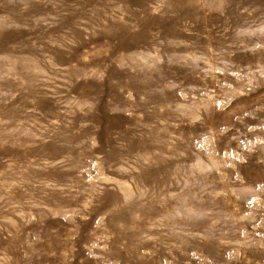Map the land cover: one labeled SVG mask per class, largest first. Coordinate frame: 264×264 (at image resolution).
<instances>
[{
  "label": "rangeland",
  "instance_id": "obj_1",
  "mask_svg": "<svg viewBox=\"0 0 264 264\" xmlns=\"http://www.w3.org/2000/svg\"><path fill=\"white\" fill-rule=\"evenodd\" d=\"M216 1L0 0V264H264V0Z\"/></svg>",
  "mask_w": 264,
  "mask_h": 264
},
{
  "label": "bare ground",
  "instance_id": "obj_2",
  "mask_svg": "<svg viewBox=\"0 0 264 264\" xmlns=\"http://www.w3.org/2000/svg\"><path fill=\"white\" fill-rule=\"evenodd\" d=\"M210 3L211 4H217V1L216 0H210ZM16 62H17V67L19 68V69H21L23 72H25L27 75H28V73H29V71H30V67L32 66V63H33V60L32 59H26L25 57L24 58H18V59H16ZM29 69V71H26V69ZM3 98H5V97H3V96H0V99H3ZM0 118L2 119V120H6V122L4 123V124H10V123H12L13 124V121H14V113H10L9 114V112H4V111H1L0 112ZM6 137H9V136H6ZM28 139H30V138H28ZM107 155H108V157L110 158L111 157V154L109 153V152H107ZM114 194H109V193H107V194H105V197L107 198V199H110L112 196H113ZM128 220L129 221H131L132 220V218L131 217H128ZM179 227H181L180 226V224H177ZM145 228V225L144 224H139V230H142V229H144ZM137 230H129V231H126V232H124L123 233V236L125 237V238H127V239H131L132 237H134L135 235H137ZM127 249H128V251L129 252H131V253H136V252H139L140 250H141V244L140 243H130L128 246H127ZM134 257L136 256V254L135 255H133ZM144 261V258H142V256L141 255H139L138 257H137V259H136V262L137 263H141V262H143Z\"/></svg>",
  "mask_w": 264,
  "mask_h": 264
}]
</instances>
